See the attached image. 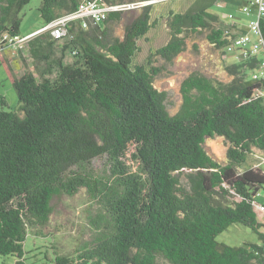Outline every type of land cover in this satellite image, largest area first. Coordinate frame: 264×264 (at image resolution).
Here are the masks:
<instances>
[{"label": "trees", "instance_id": "16d2710c", "mask_svg": "<svg viewBox=\"0 0 264 264\" xmlns=\"http://www.w3.org/2000/svg\"><path fill=\"white\" fill-rule=\"evenodd\" d=\"M118 4L125 0H107ZM219 0H194L167 16L170 39L135 63L138 40L154 26L151 5L115 33L124 9L99 24L71 22L62 54L49 31L29 40L35 69L18 75L6 60L19 103L0 94V254L27 264L29 230L44 235L54 200L86 187L97 212L93 234L53 264H264V217L257 194L264 169L240 168L264 152V79L249 73L256 59L225 66L229 79L193 72L182 80V104L171 113L154 83L161 58L172 61L195 33L225 49ZM30 0H0V39L21 36ZM134 2V1H132ZM81 0H43L45 24L78 9ZM264 36V14L260 19ZM232 36V35H230ZM67 49L74 54L65 61ZM53 75V76H52ZM224 137L227 160L206 149ZM105 158L104 173L92 167ZM264 215V214H263ZM232 224L251 228L259 242L233 246L217 236Z\"/></svg>", "mask_w": 264, "mask_h": 264}, {"label": "rangeland", "instance_id": "374dc122", "mask_svg": "<svg viewBox=\"0 0 264 264\" xmlns=\"http://www.w3.org/2000/svg\"><path fill=\"white\" fill-rule=\"evenodd\" d=\"M43 0H30L21 11L20 34L26 36L30 32L41 29L45 24L41 16L39 7ZM134 1V4L131 5ZM194 0H125L127 7L124 9L122 18L115 23V33L123 35L124 29L142 11L143 5H151L152 21L154 26L138 40L139 51L134 57L135 63L146 62L151 51L166 44L170 39L169 28L167 26V16L171 10L184 11ZM227 0H219L211 11L216 13L220 19L219 24L223 27H230L235 21L242 23L247 32L254 39L255 35L249 27V22L255 19V14L247 15L243 11L244 5H252V0H245L237 4L225 3ZM233 13L234 18L229 14ZM50 33V32H49ZM35 36V35H34ZM67 38L59 40L56 44V55L62 54ZM6 44L4 39H0V46ZM22 50L28 52L29 40L22 43ZM8 54H10L8 50ZM25 54V53H24ZM262 55V52H261ZM74 54L67 49L65 61L72 62ZM238 50H226L217 48L206 38V32L193 34L187 41L185 49L177 54L172 61L159 58L155 64L161 68V73L154 78L155 85L167 93V108L171 113L178 111L182 104L181 83L182 80L193 72L204 73L208 76L227 80L229 75L225 66L235 62H243ZM33 64V63H32ZM35 69V67H34ZM253 76V69L249 71ZM53 76V75H52ZM264 91V90H263ZM0 94L6 95L12 107L19 103L17 92L13 84L8 79V70L2 62L0 54ZM228 141L221 136L208 137L205 141L207 151L217 160L225 162L227 160ZM92 167L97 173H104L106 168L105 158L98 157L93 160ZM260 167L264 169V152L254 149L248 161L240 168ZM260 193L264 197V187ZM98 204L92 203L86 187H82L73 196L62 195L54 200V211L50 222L39 230L44 235L34 234V230H29L24 242L25 257L27 264H53L56 253L73 255L86 240L93 234L89 216L97 212ZM262 217L264 215L262 214ZM217 239L233 246L243 245L245 242H259L258 235L249 227L242 224H232L228 229L221 232ZM16 257L13 255H1L0 264H14ZM159 264H171L164 258H159Z\"/></svg>", "mask_w": 264, "mask_h": 264}, {"label": "built area", "instance_id": "2783aa9c", "mask_svg": "<svg viewBox=\"0 0 264 264\" xmlns=\"http://www.w3.org/2000/svg\"><path fill=\"white\" fill-rule=\"evenodd\" d=\"M251 3L255 6V19L249 22V27L252 34L255 35V38L253 39L247 31L242 33L237 32L234 26L226 27L224 29V33L225 35L229 34L231 43L225 49L233 51L238 50L239 55L243 60L256 59L257 64L253 69V78L256 80H263L264 36L260 28V19L264 14V0H252ZM131 5L136 4L133 2L132 4H129V6ZM126 7L127 4H118L107 0H81V3L76 11L55 18L54 20L46 23L43 28L32 34L16 37L5 35L2 39L16 47L17 43H22L27 39L29 40L31 36L49 31L52 38L59 41L66 37H72L68 30L71 22L79 21L82 27L88 28L90 24L96 25L103 22L111 11L125 9ZM243 11L247 15H251L254 12L250 5H244ZM229 17L234 18V14H229ZM263 90L264 88L262 91ZM257 197L258 199L260 198L257 202V206L264 214V197L260 192L257 194Z\"/></svg>", "mask_w": 264, "mask_h": 264}, {"label": "crops", "instance_id": "0c3cea01", "mask_svg": "<svg viewBox=\"0 0 264 264\" xmlns=\"http://www.w3.org/2000/svg\"><path fill=\"white\" fill-rule=\"evenodd\" d=\"M224 2L237 4L239 2H245V0H227ZM253 13L255 14V11ZM234 17H235V15H234ZM44 26H45V24H44ZM232 26H234L236 31L239 33L245 32L247 30L246 28L243 27L242 23H239L238 21H235V24H232L231 27ZM43 27H40V28H43ZM38 30H40V29L38 28V29L30 32L29 34H32ZM29 34H27V35H29ZM37 35H39V34H37ZM37 35H35V36H37ZM35 36H31L29 40L35 38ZM8 50H9L10 54H8ZM0 54H1L2 62L4 60H6L8 62V64L13 67L14 71L18 75L23 74L26 69L34 70L33 58L31 57L32 58V60H31L30 55L28 56L29 53L28 52L26 53L22 50V44L21 43H17L16 47H14L13 44L6 42V44L0 46ZM8 79L12 83L11 79L9 78V74H8Z\"/></svg>", "mask_w": 264, "mask_h": 264}]
</instances>
